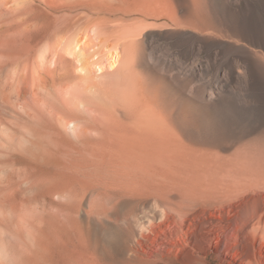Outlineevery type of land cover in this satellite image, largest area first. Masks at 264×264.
Instances as JSON below:
<instances>
[{
  "label": "bare ground",
  "instance_id": "1",
  "mask_svg": "<svg viewBox=\"0 0 264 264\" xmlns=\"http://www.w3.org/2000/svg\"><path fill=\"white\" fill-rule=\"evenodd\" d=\"M205 2L0 0V264H102L82 215L134 203L144 236L168 211L183 226L244 192L225 160L185 141L214 121L183 115L178 72L172 84L152 71L165 51L143 39Z\"/></svg>",
  "mask_w": 264,
  "mask_h": 264
},
{
  "label": "rangeland",
  "instance_id": "2",
  "mask_svg": "<svg viewBox=\"0 0 264 264\" xmlns=\"http://www.w3.org/2000/svg\"><path fill=\"white\" fill-rule=\"evenodd\" d=\"M179 11V22L146 30L143 39L165 51L151 70L165 66L172 84L178 72L183 115L214 121L198 142L185 141L225 160L244 192L198 208L183 226L168 211L144 236L127 201L108 216L82 215L78 227L102 264H264V0H206Z\"/></svg>",
  "mask_w": 264,
  "mask_h": 264
}]
</instances>
